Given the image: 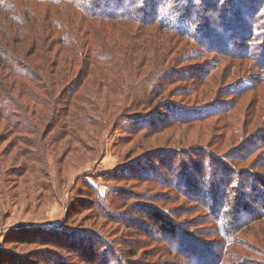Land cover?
I'll return each instance as SVG.
<instances>
[{
  "label": "trees",
  "instance_id": "1",
  "mask_svg": "<svg viewBox=\"0 0 264 264\" xmlns=\"http://www.w3.org/2000/svg\"><path fill=\"white\" fill-rule=\"evenodd\" d=\"M232 36L241 39L230 47L227 43ZM223 41L225 45H216ZM207 56L213 60L204 61ZM230 57L252 60L260 72L241 77L230 86L231 97L241 96L264 81L260 63L264 64V0H0V144L9 141L16 156H23L25 171L35 177L37 172L30 164L36 163L42 147L63 137L71 142L78 130L96 122L93 114H106L117 123L124 114L134 116L141 114L140 109L152 107L166 110L164 115H183L175 111V102L162 103L186 95L173 87L182 84L193 92L209 85V78ZM194 63L199 64L189 68ZM226 76L223 71V81ZM217 103L220 108L211 111L215 114L191 109L186 117L200 122L224 115L223 103ZM141 116L137 117L139 122L144 119ZM154 125L145 130L160 133ZM251 135V140L248 135L229 139L239 144L240 158L235 163L246 156L242 152L250 153L254 148L264 151V129ZM249 142L253 147L248 151ZM4 146L0 151L5 152L9 145ZM160 151L164 150L153 152ZM197 153L196 158H184L190 167L180 166V170L176 157L153 159L156 164H165L170 174L175 171L177 180L184 182L185 190L180 192L175 185L176 192L185 197L196 195V190V196L202 197L193 200L217 226L212 234L215 248L150 209L159 222L158 231L165 238L178 239L174 245L165 238L161 242L187 264H264V254L256 258L239 253L238 248L251 251L237 237L244 228L264 222V158L252 165L261 171L257 175L237 170L236 165L205 148ZM164 181L162 177L161 183ZM69 242L66 244L73 248ZM122 242L117 243L119 248ZM125 250L119 249L116 257L102 252L97 259L91 254L70 253L65 260L47 251L46 259L36 253L30 260L37 264L56 259L60 261L57 264H125ZM191 256L196 262L190 261ZM27 258L16 261L31 264Z\"/></svg>",
  "mask_w": 264,
  "mask_h": 264
},
{
  "label": "rangeland",
  "instance_id": "2",
  "mask_svg": "<svg viewBox=\"0 0 264 264\" xmlns=\"http://www.w3.org/2000/svg\"><path fill=\"white\" fill-rule=\"evenodd\" d=\"M208 15L213 21L212 13ZM240 39L241 36H232L227 45L232 47L233 42ZM204 43L209 44L207 40ZM216 45L225 43L216 42ZM206 60L211 61L213 57L207 56ZM198 64L189 65V68ZM223 71L227 75L224 81L221 78ZM256 73H260L258 65L252 60L230 57L209 78V85L189 92V87L184 89L182 84H177L173 88L178 87V93L186 95L162 103L175 102V111L183 113L178 117L176 113L164 115L166 110L158 107L140 109L141 114L134 116L124 114L118 123L109 120L106 114H93L97 117L96 122L78 130L77 138L71 142L63 137L49 147H42L36 163L30 164L37 172L33 174L35 177L25 171L23 156H16L9 141L0 144L4 149V145H9L5 152L0 151V264H18V257H28L34 264L30 256L41 253L40 258L46 259L44 253L47 251L60 254L64 260L70 253L80 256L79 252L91 254L93 259L100 257L102 252L116 257L119 249H126L122 255L125 264H187L185 258L169 252L161 242L165 234L158 231L159 222L151 216L152 210L215 248L216 238L212 234L217 231V226L193 200L202 197L196 196V190V195L187 196L184 192L185 197L176 192L175 185L178 191L185 190L184 182L177 180L175 171L170 174L165 164H156L154 160L162 155V161H168L166 156L176 157V166L180 170V166L190 167L184 158H196L197 152L205 148L236 165L237 170L261 175V171L252 165L263 162L264 151L251 150L250 142L247 144L250 153L242 152L246 156L238 163L234 161L240 158L236 140L250 136L256 129H264V81L241 96L229 95L230 86L241 77ZM217 102L223 103L224 115H212L200 122L189 121L186 117L191 109L215 114L211 111L220 108ZM140 115L144 118L141 122L137 119ZM153 123L152 127L160 133L145 130ZM234 137L236 140H229ZM158 150L164 151L153 152ZM36 166L39 172L35 170ZM189 171L199 178L191 168ZM162 177H165L164 183H161ZM204 196L210 201L208 194L204 193ZM237 237L251 251L247 253L238 248L239 253L256 258V255L264 254L263 221L244 228ZM165 239L173 245L178 242L177 238ZM119 242L123 243L122 248H119ZM53 243L60 247L56 248ZM110 243L112 246L108 245ZM188 258L196 262L192 256ZM175 261L178 263H171ZM58 262L56 259L50 264Z\"/></svg>",
  "mask_w": 264,
  "mask_h": 264
}]
</instances>
